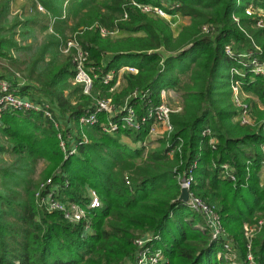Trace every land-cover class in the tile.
<instances>
[{
	"label": "trees",
	"instance_id": "1",
	"mask_svg": "<svg viewBox=\"0 0 264 264\" xmlns=\"http://www.w3.org/2000/svg\"><path fill=\"white\" fill-rule=\"evenodd\" d=\"M65 1L30 0L33 7L39 2L45 13L35 7L29 16L17 14L10 25L6 17L11 0L0 1V58L12 65L19 61L12 53L25 52L24 78L32 84L21 85L8 70L0 71V78L21 96L46 100L53 112L52 119L33 110L1 115L0 264H127L134 258V240L147 232L161 235L159 246L166 258L162 264H224L217 253L224 250L225 238L212 239L202 216L178 201L177 176L194 161L191 189L215 207L243 260L244 224L264 217V186L258 176L264 157V78L227 55L225 46L235 55L252 52L264 62V28L257 25L264 18V0H134L186 17L175 36L168 22L143 12L132 0H80L64 11ZM248 6L263 14H246ZM71 16L75 22L67 37L64 29ZM50 18H55L53 23ZM34 26L46 31L44 38L36 43L33 37V44H25ZM101 28L126 35L104 36ZM72 36L88 52L87 63L95 70L90 95L72 84L71 55L61 51ZM125 65L137 72H124L122 85L110 92L116 74L108 84L102 77ZM232 67L245 71L238 76L240 98L251 124L238 119ZM162 89L177 94L179 109L170 114L171 133L158 138L155 148L146 150L141 144L149 122L138 130L119 128L111 134L101 129L107 117L101 112L95 124H79L96 98L110 97L119 106L132 93L146 92L147 100L157 105ZM131 104L138 113L145 111L138 98ZM55 121L62 124L67 148L83 133L88 139L66 158ZM205 127L210 133L202 135ZM179 143L180 150L170 157L169 150ZM40 159L47 162L40 178H51L48 190H55L63 203L81 207L84 218L72 222L62 211L38 204V184L30 174ZM222 163L234 168V180L222 172ZM91 189L99 200L95 207L90 206ZM250 252L257 264H264V223L251 239Z\"/></svg>",
	"mask_w": 264,
	"mask_h": 264
},
{
	"label": "built area",
	"instance_id": "2",
	"mask_svg": "<svg viewBox=\"0 0 264 264\" xmlns=\"http://www.w3.org/2000/svg\"><path fill=\"white\" fill-rule=\"evenodd\" d=\"M131 3L141 9L143 12L162 15L164 17L170 16L171 14L165 12L161 6H156L152 4L139 3L132 0ZM39 11L44 12V7L37 3L35 6ZM171 8V7H170ZM30 11V8H29ZM245 13L253 15L256 13V10L252 6H248L245 9ZM257 14L260 16L259 12ZM233 19L238 22V18L233 16ZM259 27L264 28V18L261 17L257 21ZM203 30H207L206 27H203ZM101 34L112 35L117 31H107L104 28L100 29ZM256 51H260V47L256 46ZM61 51L64 54H70L71 59L74 65V75L71 79V82L75 85H80L82 88L83 94L90 95L94 87V79L96 77L95 70L90 66L88 62V52L82 48L79 42L76 40L75 36L68 38L61 47ZM225 53L230 57L238 58V61L244 66L248 67V71L253 75H258L264 78V62L258 60L252 55V52L249 53H239L235 55L229 45L225 46ZM243 59H246L243 61ZM118 72H130L136 73L137 68L130 65H125L120 67L117 72L109 71L106 75L102 77V82L108 84L113 76ZM243 70L238 67H232L230 69V74L233 77L231 87H232V97L235 104L240 108L238 119L241 124H251L252 119L249 115V110L246 104L242 103L240 98V85L238 76L244 75ZM171 89H162L160 91V103L157 105L151 104L150 100H147V93L134 92L128 97H126L121 105H115L111 98H96L93 102V107H90V110L85 114L81 115L79 118L80 126H85L89 124H95L98 122V114L101 112L106 113L107 117L104 122H100L101 129L108 133L116 132L119 128L140 129L141 125L149 122L150 132L160 125L163 130V134L168 137L172 131V125L170 123V114L172 112L169 104L165 103L166 96L169 94ZM132 98H138L144 102L145 111L143 113H138L136 108L131 104ZM147 100V101H144ZM42 111L45 116L53 118V112L51 111L50 104L45 100L42 102H36L31 100L28 97L21 96L16 90L12 87L11 83L4 79L0 78V118L5 111ZM54 125L58 129L57 137L59 139V144L67 154H72L76 150V146L81 143L88 141L86 135L83 133L79 142L74 143V145L67 148L66 141L63 138V128L62 124L54 122ZM210 133V129L205 127L202 131V135H207ZM210 144L214 143V139H210ZM168 145V144H167ZM179 144L177 147L170 149L169 154L174 153L175 150H179ZM262 152L264 156V145L262 146ZM197 162L194 161L190 168L183 173H180L177 176V180L180 188H186L188 191V200L184 203L191 211L199 213L204 221L205 226L209 230L210 236L212 239H223L224 249L221 252L217 253V257H223L228 264H236L233 261L235 259V254L232 252L234 250L232 241L230 238H227V234L222 230L219 214L216 212L215 207L211 204H208L200 196L196 195L191 189L194 183V174L193 170L195 169ZM222 172L226 176H229L231 180L235 179L234 168L226 163L220 164ZM261 167L264 168V157L261 161ZM128 182V181H127ZM51 184V178H47L45 182H42L35 191V197L38 204L45 208L46 210H59L64 213V216L72 221L76 222L85 217V211L75 203L65 204L60 201L55 196V190H48ZM46 190V191H45ZM45 191L44 195L42 194ZM99 200L95 194H91L90 206H98ZM264 223V217L257 220L254 223H245L244 224V234L247 240V253L243 261L236 260L241 264H257L253 258L252 253L250 252V242L254 233L259 229V227ZM161 241L160 233L147 232L134 240L135 251L134 258L132 261L127 264H162L166 261L165 254L162 246H159ZM235 251V250H234ZM233 258V259H232Z\"/></svg>",
	"mask_w": 264,
	"mask_h": 264
},
{
	"label": "rangeland",
	"instance_id": "3",
	"mask_svg": "<svg viewBox=\"0 0 264 264\" xmlns=\"http://www.w3.org/2000/svg\"><path fill=\"white\" fill-rule=\"evenodd\" d=\"M36 4H37V2H36ZM163 4L165 6H171V5L167 4V3H165V1H164ZM30 5H31L30 0H11V2H10V13L6 17L7 18V22L9 23V25L12 24V22H13L12 20L15 18V16L17 14H22L23 13L21 16H23V15L29 16L30 14H32L33 13L32 10H34V8L32 10H30L32 12L28 11V8L30 7ZM255 10H256V12H259V14H261V15L263 14V12L261 10H258V9H255ZM40 12H42V11H40ZM152 16L153 17H159V18L165 20L166 22H168L174 36L179 32V30L188 21V19L186 17H182L181 15L176 14V13L171 14L170 16H167V17H164L162 15H156V14H152ZM4 22H5V20H3V23ZM124 35H126L124 32H116L115 34L107 35V36L112 37V38H117V37H122ZM15 37H16V40H20V37L17 34H16ZM33 37H35V39H37V42H39L41 39L44 38V34L40 32L39 28H36V30L33 31ZM29 39H30V41H28ZM22 42H24L25 44L26 43H32V44L34 43V41L32 40L31 37H28L27 40L25 39ZM12 54H13L14 57L18 58L19 61H17L15 64H12L11 65V64L8 63V60L1 59L0 58V71L6 72V70H8L9 72H7V73L15 74L16 77H18L20 79L26 80L24 78V67H25V60H26V57H25L26 54H25V52H19V53L18 52H13ZM123 73L124 72H118L117 73L115 83L111 87V89H110L111 91L110 92H113L115 89H118L122 85V74ZM11 74H9V75H11ZM166 90H168V89H166ZM103 98H109V97H103ZM165 103L166 104H169V106L171 107L172 111H175V110H178L179 109V99L177 97V94L174 91H169V94L166 96ZM101 122H103V121H101ZM129 130H133V129H129ZM112 133H114V132H111V134ZM162 136H164V134H163L162 127L160 125H157V127H155V129L153 131H151V132H150V130L148 128L147 137H146L145 141L141 142V144L144 145V146H146V148H145L146 150L151 149V148H155L157 146V140H158V138H160ZM121 138H122V140H124V141L130 143L131 145H133L130 142V139L128 137H126L124 135H121ZM135 145H136V143H135ZM179 146L181 147V143H179ZM179 150H180V148H179ZM63 153H64V156L66 158L68 156L67 152L65 150H63ZM173 154L174 153H171V154H169V156L171 157ZM4 156L7 157V154H5ZM46 164H47V162L45 160H42V159L38 160V162L35 165L34 171H32L31 174H30V177L35 182H37V184H38L37 186H40V184L42 182H45L46 181V180H42L40 178V175L44 171V169L46 167ZM261 168L262 167H260V169ZM258 176H259V173H258ZM259 180H260V176H259ZM259 184L261 186H264V184H262L260 182H259ZM37 188L35 189V191L37 190ZM18 189H20V188L18 187ZM92 192H94L92 189L89 190V194L90 195L92 194ZM96 196H97V194H96ZM259 214L260 213H258V216H259ZM219 218H220L222 230L227 234V231L225 230V227L222 225V220H221L220 215H219ZM199 226L201 228H203V225H199ZM223 249H224V247H223ZM218 252H221V251H218ZM232 252H234L235 259L236 260L243 261L242 259H240L239 254H237L238 252L236 253L234 250H232ZM221 258L224 261H226L223 257H221ZM235 259H233V261L236 262V264H241V263H238ZM228 261L230 262V260H228ZM228 263L227 262L226 263L224 262V264H228Z\"/></svg>",
	"mask_w": 264,
	"mask_h": 264
},
{
	"label": "crops",
	"instance_id": "4",
	"mask_svg": "<svg viewBox=\"0 0 264 264\" xmlns=\"http://www.w3.org/2000/svg\"><path fill=\"white\" fill-rule=\"evenodd\" d=\"M79 1H80V0H66L65 3H64V5H63V10L65 11V8H66L67 6H69V7H73V5L77 4ZM37 3H39V2H37ZM29 8H30V10H32V9L35 8V7H33V6L30 5ZM29 8H28V11H29ZM32 11H33V10H32ZM32 11H30V12H32ZM41 13H45V11H44V12H41ZM64 13H65V12H63V15H64ZM54 19H55V18H50V23H51V22L53 23ZM74 22H75V19L72 18V16H71V17L69 18V20H68V23H67L65 29H64V33L67 35V37L71 35V31H70V28H69V27H71L72 24H73ZM51 27H52V26L48 27L49 29H48L47 31H51ZM36 28H38V27H37V26H34V27H32V28L30 29V30H31V35H29L28 37L33 38V31H35ZM39 30H40V32L43 33L44 35L46 34V31H42L40 27H39ZM28 37L26 38V40L28 39ZM28 41H30V39H29ZM35 41H36V43H39V42L42 41V39H41L39 42H37V39H35ZM26 44H28V43H26ZM62 54L65 55L64 53H62ZM18 82H20L21 85H22V84H26V83H30V84H32L31 81L28 82L27 80L20 79V78H18ZM259 176H260V180H259V182L262 183V184H264V169H263V168L260 169V171H259Z\"/></svg>",
	"mask_w": 264,
	"mask_h": 264
},
{
	"label": "water",
	"instance_id": "5",
	"mask_svg": "<svg viewBox=\"0 0 264 264\" xmlns=\"http://www.w3.org/2000/svg\"><path fill=\"white\" fill-rule=\"evenodd\" d=\"M188 200V191L186 188H180V193L178 196V201L182 202V203H186Z\"/></svg>",
	"mask_w": 264,
	"mask_h": 264
}]
</instances>
